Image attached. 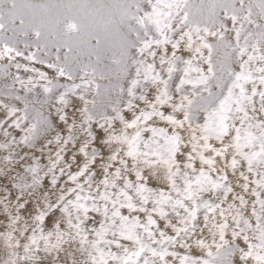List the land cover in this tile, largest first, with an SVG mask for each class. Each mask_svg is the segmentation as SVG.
<instances>
[{"label": "snow or ice", "instance_id": "1", "mask_svg": "<svg viewBox=\"0 0 264 264\" xmlns=\"http://www.w3.org/2000/svg\"><path fill=\"white\" fill-rule=\"evenodd\" d=\"M0 264H264V0H0Z\"/></svg>", "mask_w": 264, "mask_h": 264}, {"label": "rangeland", "instance_id": "2", "mask_svg": "<svg viewBox=\"0 0 264 264\" xmlns=\"http://www.w3.org/2000/svg\"><path fill=\"white\" fill-rule=\"evenodd\" d=\"M37 67H39V65H37ZM22 75H24L23 73H21Z\"/></svg>", "mask_w": 264, "mask_h": 264}]
</instances>
